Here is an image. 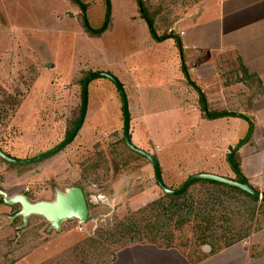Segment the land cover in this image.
Instances as JSON below:
<instances>
[{"label": "rangeland", "instance_id": "obj_1", "mask_svg": "<svg viewBox=\"0 0 264 264\" xmlns=\"http://www.w3.org/2000/svg\"><path fill=\"white\" fill-rule=\"evenodd\" d=\"M79 1L87 5L92 30L108 20L100 37L84 31L82 12L69 0H0V149L23 161L60 144L80 115L83 78L104 73L123 85L131 142L157 158L167 188L180 189L203 174L234 181L227 156L247 140L250 124L214 114L243 112L255 124L247 103H264L260 76L234 57L222 56L210 67L190 61L186 75L204 95L207 117L199 95L186 87L177 48L153 44L137 0ZM142 1L148 17L172 2ZM214 3L204 0L201 12L214 13ZM169 7L155 22L162 37L181 6ZM122 139L117 87L96 78L88 85L84 123L66 148L29 166L8 168L0 161V191L10 198L25 194L31 203H52L57 192L79 187L89 208L86 223L68 220L56 230L40 216H31L26 227L21 217L11 221L20 206L0 200V264H264V202L251 201L246 209L240 197V206L222 209L219 201L227 195L207 184L169 202L151 164L140 155L133 159ZM158 199L163 206L157 209ZM229 212L232 221L222 222ZM211 216L216 224L208 225L203 218ZM246 219L252 221L249 236L232 245ZM226 226L231 231L222 232ZM203 232H215L213 242L203 240Z\"/></svg>", "mask_w": 264, "mask_h": 264}, {"label": "crops", "instance_id": "obj_2", "mask_svg": "<svg viewBox=\"0 0 264 264\" xmlns=\"http://www.w3.org/2000/svg\"><path fill=\"white\" fill-rule=\"evenodd\" d=\"M174 3L181 7L178 15L166 26L168 30L165 34L173 33L174 36L160 42H156L152 36L151 39L154 45L170 42V47L177 48L175 54L188 82L187 88L191 90L192 87L196 94L200 91L198 87L195 90L194 83L186 75L185 68L190 61H196L200 67H210L222 56L224 59L234 57L250 75L260 76L258 82L264 81V0H215L214 13L209 10L201 12L205 6L204 0H172L158 6L160 17L171 12L169 6H174ZM156 37L161 36L156 34ZM252 106L256 121L254 132H250V141L238 149V155L240 169L245 172L243 177L249 185V181H253L251 187L264 193V103H259L258 108L254 103ZM240 113L237 114L241 116L238 118L243 119L244 113ZM256 165L258 171L255 170Z\"/></svg>", "mask_w": 264, "mask_h": 264}, {"label": "water", "instance_id": "obj_3", "mask_svg": "<svg viewBox=\"0 0 264 264\" xmlns=\"http://www.w3.org/2000/svg\"><path fill=\"white\" fill-rule=\"evenodd\" d=\"M96 78L109 79L116 85L117 91L121 97V102H122L124 143L133 153L144 157L151 164L154 171L155 181L165 195L171 197H179L182 196L188 190V188L195 182L212 181L215 183H219L240 190L254 197L255 199L260 200L261 202H264V193L255 190L253 187H251L248 184V182L242 181L241 183H238L236 181L224 179L213 175L203 174V175L192 176L189 179H187L186 182L178 190H170L169 188H167L162 181L161 170L157 160L152 155L135 147L134 144H132L131 142L128 103L122 85L113 76L104 73L92 74L84 80L81 87L82 103H81V111H80L79 119L75 127L69 134V136L66 139H64L60 144H58L54 148L48 150L47 152L39 156L23 161L12 159L0 149V159L3 160L5 163L13 166H29L44 161L49 157L59 153L64 148H66L75 139V137L79 133L84 123L86 108H87L88 85L91 80ZM204 112L208 117L206 113V108H204ZM237 116L241 117L240 115ZM233 152L234 150L229 154L228 158H230ZM0 196L3 198V202L7 206L10 207L20 206V211L17 214H15L12 218L14 219L21 217L23 226L27 224V220L31 216H40L50 224L51 228L59 230L62 223L68 220L75 219L79 223L84 224L87 222L89 216L88 202L86 200L83 190L79 187H72L71 189L67 190L65 193L57 192L56 198L52 203L44 202V201L31 203L29 198L25 194H17L10 198L3 191H0Z\"/></svg>", "mask_w": 264, "mask_h": 264}, {"label": "trees", "instance_id": "obj_4", "mask_svg": "<svg viewBox=\"0 0 264 264\" xmlns=\"http://www.w3.org/2000/svg\"><path fill=\"white\" fill-rule=\"evenodd\" d=\"M138 1V3H139V7H140V10H141V13H140V16L147 22V26L149 27V30H150V33H151V36H152V38L156 41V42H160L161 40H166L167 38H169V36L171 37V36H174V34L173 33H170L169 35H167V36H164V37H156V33H155V22H157L159 19H162L161 17H160V11H156L155 12V14L154 15H152L151 17H148L147 16V14H146V11L144 10L145 8H144V6H143V1L142 0H137ZM69 2L72 4V5H74V6H76V7H78V9L82 12V26L84 27V31L86 32V33H88V35L89 36H91V37H100L101 36V34H103L106 30H107V28H108V24H109V22H108V20L105 22V25H103L102 26V28L101 29H99V30H92L89 26H88V24H87V21H86V18H85V13H86V11H87V5L86 4H83L81 1H79V0H69ZM176 41L178 42V44H179V41H178V39L176 38ZM90 76V75H89ZM88 77V75L87 76H85L84 78H83V80H82V82H81V87H82V84H83V82H84V80L86 79ZM198 95H199V102H201L200 104H201V107H202V110L204 109V103L206 102L205 101V98H204V95H202V93L199 91V93H198ZM81 101H82V98H81ZM252 105H253V103H247V108L248 109H250L251 107H252ZM80 111H81V107H80ZM80 113V112H79ZM237 114L238 113H230V114H227V111H223L222 113H217V114H214V115H217V117H223V116H237ZM208 116L211 118V115L208 113ZM237 117H239V116H237ZM78 118H79V116L77 117V118H75V120H74V122L73 123H71V127L69 128V129H67V132H66V135H65V138L64 139H66L68 136H69V134L71 133V131L73 130V128L75 127V125H76V123H77V121H78ZM245 120H247L248 122H249V124H250V126H249V130H248V132L250 133L251 131L253 132V130H254V124H253V122L249 119V118H247L246 116L245 117H243ZM252 138V133H251V135L249 136V138H247V140L245 141V139L244 140H241V141H239V143L236 145V147L234 148V152H233V154L230 156V158H228L229 157V154H228V156H227V163H228V165H229V167H230V169L233 171V172H235V174H237V178L234 180V181H236V182H238V183H241L242 181H244V182H247L246 181V179L243 177V175L241 174V170H240V159H239V156H238V149L243 145V144H245V143H247V142H249L250 141V139ZM122 143L125 145V143H124V140L122 139ZM126 146V145H125ZM232 150V149H231ZM7 155V154H6ZM7 156H9V155H7ZM10 157V156H9ZM138 157V155H135V153H133V159H136ZM154 158L157 160V158L154 156ZM0 161L2 162V163H4V161L3 160H1L0 159ZM5 164H7V163H5ZM7 167L8 168H14V167H16V166H13V165H10V164H7ZM24 168V167H23ZM196 184H207V185H213V186H215L216 188L218 187V188H220L221 189V191L223 192V194H225V195H227V196H223L222 198V201H219V203L221 204V208L222 209H230V206L232 205H235V206H240L239 205V203H240V200L239 199H241V198H243V199H241V201L243 202V207H245L246 208V205L248 206V204L251 202V201H257L258 199H255L254 197H252V196H250V195H248V194H246V193H244V192H242V191H240V190H237V189H235V188H231V187H228V186H225V185H222V184H219V183H215V182H212V181H198V182H195L194 184H192L188 189H190L191 187H193L194 185H196ZM178 190V189H177ZM188 191V190H187ZM165 196V198L166 199H168L167 201H176V200H178V199H181V197H184L185 196V194L183 195V196H179V197H171V196H167V195H164ZM241 197V198H240ZM0 200H1V203L3 204V198L0 196ZM155 206H157V209L158 208H160V207H162L163 206V200L162 199H158L157 201H154V203H153ZM245 204V205H244ZM247 209V208H246ZM207 212V211H206ZM210 212V211H209ZM209 212H207V213H209ZM230 214V212L229 213H227L226 215H224V217H223V219H222V222H224V223H229L230 221H232V219L231 218H229V215ZM212 217V216H211ZM208 218V217H204L203 218V221L204 222H206V224H216L215 223V218L214 217H212V218ZM231 217V216H230ZM252 224V221H250V219H246V220H243L242 222H241V228H240V230H242L244 233L243 234H241V235H239V236H237V238H235L234 239V241L232 242V245L233 244H235V243H238V242H240V241H242L244 238H246V237H248L249 236V229H250V225ZM228 225V224H227ZM229 226V225H228ZM228 226H226V227H224L223 229H222V232H226V230H230L229 228H228ZM244 227H245V229H244ZM231 228V227H230ZM231 231V230H230ZM248 231V232H247ZM226 234H228V233H226ZM216 236V233L214 232V233H212V234H210V235H206V233L205 232H203L202 233V235H201V237H202V239L203 240H205L207 237H209V238H212V241L211 242H213V240H214V237ZM203 242V241H202ZM204 245L203 246H207L208 247V249H211V246H213L212 245V243H203Z\"/></svg>", "mask_w": 264, "mask_h": 264}, {"label": "flooded vegetation", "instance_id": "obj_5", "mask_svg": "<svg viewBox=\"0 0 264 264\" xmlns=\"http://www.w3.org/2000/svg\"><path fill=\"white\" fill-rule=\"evenodd\" d=\"M130 139H131V136H130ZM153 156V155H152ZM154 157V156H153ZM158 162V161H157ZM152 167V166H151Z\"/></svg>", "mask_w": 264, "mask_h": 264}]
</instances>
